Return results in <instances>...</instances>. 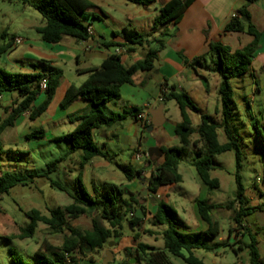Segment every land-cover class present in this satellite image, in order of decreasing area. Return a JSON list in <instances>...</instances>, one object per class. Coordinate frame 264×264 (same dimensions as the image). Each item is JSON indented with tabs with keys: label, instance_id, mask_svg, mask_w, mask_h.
I'll return each mask as SVG.
<instances>
[{
	"label": "trees",
	"instance_id": "trees-1",
	"mask_svg": "<svg viewBox=\"0 0 264 264\" xmlns=\"http://www.w3.org/2000/svg\"><path fill=\"white\" fill-rule=\"evenodd\" d=\"M24 4H29L42 17L44 26L37 28L36 32L41 40L47 44H58L64 38H71L77 42L87 41L90 37L87 34L88 26L85 25L84 18L89 17L86 13L93 5L87 0H38L30 4L27 0H20ZM129 4L148 7L156 0H125ZM194 0H170L162 5L157 16L153 20L152 28L147 33H139L134 29L124 28L121 30L123 43H109V47L143 46L149 44L150 40L161 29L173 23L177 24L187 8ZM256 0H246L245 4L237 9L223 28V34L241 33L246 34L252 40L244 47L231 50L229 46L220 41L210 42L205 55L188 60L182 55L180 58L183 64L195 74L200 71L212 72L219 78L217 87L219 96V108L215 109V114L220 116L219 121L214 117L201 113L189 95L184 91H179L175 87L161 85L160 100L175 101L180 114V122L175 125L173 133L178 140V146L160 147V158H148V162H156L155 172L151 173V181L158 179L159 185L148 191L155 194L160 186L176 185L182 182V177L178 172L179 163L184 155L185 149L191 148L198 158L193 159L191 165L196 171L200 182L210 190L219 188V181L210 176L214 170L213 159L226 152H233L235 158L234 180L236 184L235 199L226 206L209 204L205 200L196 199L195 205L197 216L201 222L206 224L205 232H199L195 236L202 240L187 239L185 234L179 231L182 225L177 221L176 211L164 202H158L156 211L152 216L151 224L154 227H163L161 238L163 249H153L142 243L137 244L136 253L144 258V264H170V256L181 259L185 264H204L196 258L193 250H204L213 252L219 249L237 250L245 249L248 252V264H264L258 251V242L249 233V242L238 241L234 244L219 242L209 245L219 232V224L212 217L214 210L225 208L233 210L234 205H239L238 210H234L233 223L236 227L242 226V221L258 207H246L244 198L245 189L242 185L240 172L242 169L243 154L235 133L230 128V119L233 115L235 104L232 99L231 80L242 78L247 72L258 50L261 33L254 26L249 6ZM94 18V16H92ZM13 43V40H12ZM13 45V44H12ZM158 49H148L141 61L125 67L121 56L109 55L99 67L85 71H77L79 74H87V80L78 87L70 86L65 91L60 102L62 109L67 108L76 100L86 101L89 105L88 112L70 117L72 122H76V127L69 133L55 138L53 142H64L68 151L58 159L46 164V171L39 172L35 169L24 172H6L0 175V196L7 193L17 185L27 186L35 179H48L49 175L58 170L59 165L71 155L80 152L83 164L91 162L94 158L109 160L108 152L103 151L94 143V133L102 127H111L122 122L129 117L137 116L142 112V108H132L122 114H107L106 105L116 103L120 100V87L125 84H133V77L138 72H148L153 69L154 61L157 58ZM63 77L59 69H48L43 74L10 73L0 69V98L6 92L16 93L20 102L13 105L7 118L0 123V135L6 128L13 127L16 119L23 113L29 112V119L33 121L46 110L56 89ZM46 81L44 102L37 108L31 110L37 96L41 94L40 83ZM189 112L199 114L200 122L196 128L192 127ZM150 126V125H149ZM222 131L224 143L219 142L218 132ZM260 144L264 150V137L260 132ZM197 139L193 140L192 137ZM45 133L42 129L32 130L25 136V139H42ZM5 151L0 149V158ZM127 182L135 180L143 173L140 169L122 167ZM50 186L64 192V188L57 182L50 181ZM77 190L80 195L74 198L72 203L64 207L49 209V216H42L39 211L33 209L28 213L29 223L20 230L17 236L19 239L32 238L35 234L38 223L45 225L51 234H62L67 230L72 239H65L58 254L51 257L47 253L36 252L39 264H79L81 258L76 255L85 256L93 251L101 250L111 240L118 242L121 237L122 224L128 217V225L133 230L142 225L144 212L139 202L133 194H126V191L115 185H104L97 191V195L90 196L77 180ZM96 211L101 220L108 224V228L99 226L93 222L92 230L80 233L69 227V221L76 220L87 211ZM0 214H3L0 208ZM232 229L228 231L230 234ZM248 232V231H247ZM153 235L152 231H146ZM139 236H134V242ZM11 254H15L11 251ZM15 262V261H14ZM124 260L122 264H127ZM16 263V262H15ZM92 262H89L91 264Z\"/></svg>",
	"mask_w": 264,
	"mask_h": 264
},
{
	"label": "rangeland",
	"instance_id": "rangeland-1",
	"mask_svg": "<svg viewBox=\"0 0 264 264\" xmlns=\"http://www.w3.org/2000/svg\"><path fill=\"white\" fill-rule=\"evenodd\" d=\"M27 1L33 4L38 0ZM131 7L138 6L131 5ZM42 22L43 19L40 14L29 4H24L20 0H0V69L10 73H24L19 71V68H15V65H17L16 61L26 58L22 55V45L14 46L12 45V40L14 38L24 40L37 36L33 27L39 26ZM137 26V30L140 33H147L149 30L146 20L141 21ZM81 47L78 46V48ZM114 49L115 47H109L107 50L113 52ZM141 54L142 51L138 48L136 57L141 58ZM81 61L79 65H75L74 61H71L62 67L63 81L76 82L73 80L78 79L80 76L74 72V69L83 66H96L98 64L97 60L87 62L83 55H81ZM249 71H253L254 79ZM156 76L157 74H152V78L150 81L147 80L145 87L141 86L140 88L137 85L126 86L127 92H124V102H119L117 105L120 107L124 105V108H127V102H135L134 106L139 107L147 104L150 108L149 110H158L162 107L165 122L160 127L147 131L136 125L133 119L129 117L110 129H104L105 133H116L118 137H109V139L94 137L95 145L109 153V160L94 158L91 162L83 164L82 154L77 152L62 162L58 170L49 175L48 179H35L27 186L17 185L0 196V208L3 211V214H0V264H39V259L35 255L36 252L47 253L51 257L60 252L65 239L73 238L67 230L62 234H51L42 223L37 224L32 238L21 240L17 236L20 234V230L28 225L29 219L27 216L31 210L35 209L42 216L48 217L49 209L71 204L73 199L80 195L77 190V180L92 197L96 196L97 191L104 185H115L125 190L127 195L132 192L145 215L142 225L135 227L133 230L128 225V217H126L122 224L119 241L114 242V240H111L103 249L93 251L85 256L76 255L75 257L81 258L79 264H89V262H92L91 264H103L107 253H110L111 258L106 264H122L124 260L128 261L127 264H144L143 256L136 253L137 243H142L153 249H163L161 232L164 228L152 226V218L147 217L153 207H151V201L146 196L147 188L145 189L144 185V174L140 176L139 183L142 184L141 186L136 184V182L129 186L122 172V167L135 169L134 167L137 164L134 163L131 157L134 148H140L142 157L139 160H141L142 158L147 159L145 155L150 148L179 145L173 133L175 125L180 122L179 109L173 100L158 101L155 95L156 88L151 81L155 80ZM209 77L213 87L218 79L217 75ZM139 81L136 78V82ZM230 84L232 99L235 104L233 115L230 119V128L239 140L243 154L240 176L245 189L244 198L247 202L245 206H259L261 211L255 210L251 212L242 221V226L236 227L233 223V217L234 210H238L239 207L237 203L234 205L233 210H215L212 216L219 224L220 232L210 242L219 243L224 240L249 242L248 234L250 233L258 242L259 255L264 263V150L261 147L258 133L260 132L264 137V75H262L260 61L257 59L252 60V65L249 67L248 72L242 78L231 80ZM57 91L59 90L55 91L56 96L59 93ZM191 96L195 105L203 113L210 116L215 115L214 106L217 102L213 94L209 96L208 100L202 99L199 93H193ZM2 97V101H0V123L7 118L10 109L14 107L3 108L8 104L10 97H15V93L6 92ZM40 105V102L37 101L36 107ZM54 109L55 107L52 106L48 111L47 117ZM119 112L118 114L123 113L121 110ZM45 117H41L42 120ZM214 118L219 121V117L214 116ZM191 120L192 127L195 128L200 122L199 114L192 113ZM28 126H31V122L26 120L25 124L18 125L15 128H7L0 135V149L5 151L0 158V163L6 165L0 169L2 174L12 172L11 170L16 172H24L30 169H35L39 172L46 171L47 163L63 156L68 150L64 142H50L45 139H24L23 132ZM44 127H46V124H44ZM32 130H35L34 127H32ZM218 135L219 142L223 143L225 140L222 131H219ZM192 139L195 140L197 137L193 136ZM104 143L105 145H103ZM195 158L198 157L192 152L191 148L185 149L179 163V173L182 176V182L170 188L171 190L168 192L170 194L169 198L163 199L164 195L161 194L167 189V187L163 186L159 187L161 194L156 195L155 193V196H158L156 198L157 201L163 199L176 211L177 221L183 220L187 223L188 229L179 228V231L185 234L187 239L202 240L203 238L195 236L200 231H195L194 227L200 222H198L196 206L193 200H205L209 204L223 205L222 207L233 201L236 193L234 180L235 158L232 151L214 157V170L210 172V176L216 178L220 184L219 188L214 190L208 189L200 182L195 169L191 165ZM3 159H5V162H2ZM156 164V162H153L152 166L148 165L140 170L143 173L147 171L151 179V173L155 172ZM50 181L59 183L64 188V192L52 188ZM182 209L186 210V216L182 213ZM93 222L103 228H108V224L101 220L99 214L93 210L87 211L76 220L69 221V227L84 233L92 230ZM230 229L232 231L228 234ZM146 231H152L154 234L149 235ZM136 235L139 237L137 242H134L133 239ZM110 244L111 246H109ZM11 251L15 254H11ZM222 251L223 249H220L215 251V253L199 250L196 252V256L204 260L206 264H248L247 250H237V254L232 252L231 249H227L226 252ZM170 260L172 264H184L178 258L171 256Z\"/></svg>",
	"mask_w": 264,
	"mask_h": 264
},
{
	"label": "crops",
	"instance_id": "crops-1",
	"mask_svg": "<svg viewBox=\"0 0 264 264\" xmlns=\"http://www.w3.org/2000/svg\"><path fill=\"white\" fill-rule=\"evenodd\" d=\"M87 1H89L93 5V8L87 10L86 13L89 15V17L84 18V22H83L85 25L88 26V28L92 30L93 33V35L87 41L77 42L71 38L69 39L64 38L58 44H47L41 40L40 35L36 32L37 28L44 26V22H42V24H40L39 26L33 27L37 36L26 38L22 40V42L19 44L22 45L23 48L22 55L23 57L26 58H23V60L16 61V64L18 66L15 65V68L16 69L19 68V71L28 74L29 73L43 74L46 73L48 69H59L62 71V67L64 65L66 66L71 61H74L75 65H79V63L82 62L81 55L85 56L87 62L96 61V60L98 61V64L96 66H83L74 69V72L78 74V76H80L78 77V79L73 80L76 82L63 81L64 79V74H63L62 80L57 88L59 90L57 91L59 92L58 95L56 96L54 93L46 110L39 117L31 121L29 119V115H30V111H29L21 114L16 119L13 127L10 128H15L18 125H23L26 123V120H29L31 122V126L30 127L28 126L27 129H24L23 137H25L27 134H29L32 131V127H34V129H42L45 133V137L42 139L48 140L50 142H53L55 138L61 137L71 132L76 127L77 123L72 122L70 120V117L82 115L88 112L89 110L88 103L83 100H76L65 109H62L60 106H58L67 88H69L70 86H75V87L80 86L87 80L88 78L87 74H79L77 71H85L88 69L97 68L109 55L115 54V50L117 47H115L113 52H110L105 48V45L109 43H123V37L120 33L122 29L124 28L134 29L138 32L137 24L143 20H146L148 25L147 27L149 29L148 32H149L152 28L153 20L158 14L159 8L162 5L169 2L170 0H156L152 5L148 7H142V6L131 7V5L132 6H137V5L129 4L125 0H87ZM245 2L246 0H194L193 3L184 12L181 20L177 24L171 23L166 27H164L163 29H161L150 40L149 44H145L143 46H134V47L125 46L124 48L127 49V52L125 54L120 55L122 63L125 67H129L134 63L144 59L148 49H158L157 58L154 61L152 70L148 72L136 73L135 76L133 77V84L131 85L125 84L120 87L121 98L116 103H109L106 105V110L108 111L107 114H111V113L118 114L120 113L119 112L120 110L124 112L135 107L142 108L143 110L141 113H149L150 111H153V110H149L150 108L147 104H143V106L139 107V106H134L135 102H127L128 103L127 108H124L125 107L124 105H122V107L117 105V103L119 102H124L123 101L125 98L124 92L127 90L125 89L126 86L137 85L140 86V88L141 86L145 87L147 80L150 81V79L152 78L151 77L152 74H157L155 80H151V81L153 83V86L156 88L155 95L158 101L160 100L161 85H166L167 87L173 86L179 91L186 92L190 98L192 97L191 94L199 93L201 94L202 99L208 100L209 96L213 94L217 102L214 106V114H215V109L219 108V96L217 91L219 78L217 77L218 79L212 87L211 79L209 76L213 77L216 75H214L212 72L210 73L200 70L197 72V74H195L193 71H191L183 64L180 55H182L188 60H192L195 57L205 55L208 51V44L210 42H216V41H220L224 45L229 46L232 51L247 45L252 40V38L246 34L222 33L223 28L228 22V20L232 17V15L235 13L237 9H239L245 4ZM249 13L251 15V19L254 26L261 33L258 50L254 56L253 61L255 59L260 61L262 75H264V0H256L253 4H251L249 6ZM92 16H94V18H92ZM14 46H18V45H14ZM78 46L80 47L82 46V47L78 48ZM138 48H140V50L142 51L141 58L136 57V52ZM250 74L254 79L253 71L250 72ZM136 78L139 79L140 81L136 82ZM2 98L3 97L0 98V101H2ZM44 100H45L44 94L37 96L31 110L37 108L36 107L37 101L40 102V104H42ZM19 102H20V98L15 93V97H10L8 100V104L5 105L3 108L6 109ZM52 106L55 107V109L47 117L48 111L52 108ZM200 111L201 113H203L201 109ZM191 114L192 113L189 112L190 119H191ZM43 116L46 117L45 119L42 120L41 117ZM214 116L215 117L217 116L220 119V116L218 114H215ZM131 118L133 119L134 123L138 125L140 128L147 131H151L148 129L149 125H151V119L149 114L147 121H138L136 119V116L135 118L134 117ZM44 124H46V127H44ZM198 125H196V127ZM113 126L102 127L98 129L94 133V137H104L106 139H109V137L110 138L118 137L116 133L109 134V133H105L104 131V129L107 130L112 128ZM103 145H105V143ZM160 147L161 146H158V148ZM141 154L142 153L140 152L139 147L134 148L132 150L131 157L134 160V163L137 164L134 168L142 169L143 167H147L148 165L152 166L153 162H148V159H144V158H142L141 160L136 159V157ZM2 162H5V159H3ZM4 166H6L4 163L3 164L0 163V169ZM7 166L12 167L10 165ZM11 171L14 172L15 170H11ZM178 172H179V166H178ZM1 174L2 173L0 172V175ZM142 174H144V178H145V183H144L145 189L147 188L146 196L151 201L150 204L151 207H153V210L149 212L147 217L152 218V216L156 211L157 203L164 202L163 199L169 198L170 194H168V192L169 190H171L170 188L173 185L163 186V187H167V189L162 194L158 188L156 191V195L157 194L164 195V198L162 200L157 201L156 198H158V196H155V194H151L148 191L150 174H148L147 171H145ZM139 180L140 177H137L135 180L128 182L127 185L132 186L131 184H134V182H136V184L141 186L142 184L139 183ZM131 193L132 192H129V194ZM133 196L136 199V196L134 194ZM195 200L196 199H194L193 201ZM220 209H225V208H220ZM182 213L185 216L187 215L185 209H182ZM144 216H143V220H144ZM198 222H200L199 223L200 225L196 224V226L194 227L195 231H200L201 233L205 232L207 229L206 224L201 222L199 218H198ZM179 223L182 225L183 229L185 230L188 229L189 226L185 221L179 220ZM225 241L226 240L222 242ZM226 242L230 244H234L237 241L227 240ZM213 243L214 242H209V245ZM227 249H223L222 252H226ZM197 251L199 250H193L192 254L196 258L201 260V258L196 256ZM201 261L204 264H206L204 260ZM170 264H172L171 260H170Z\"/></svg>",
	"mask_w": 264,
	"mask_h": 264
},
{
	"label": "water",
	"instance_id": "water-1",
	"mask_svg": "<svg viewBox=\"0 0 264 264\" xmlns=\"http://www.w3.org/2000/svg\"><path fill=\"white\" fill-rule=\"evenodd\" d=\"M162 110H163V108L160 107L158 110H153V111H150L148 113L150 116V119H151V125L148 127L149 130H152L155 127H160L164 123V116H163ZM147 156H148V158H153V157L160 158L161 157V151L157 147L150 148L147 152ZM158 185H159V180L155 179L152 182L150 189H152ZM109 246H111V244ZM110 258H111L110 253H107L106 258L103 261V264H106L110 260Z\"/></svg>",
	"mask_w": 264,
	"mask_h": 264
},
{
	"label": "built area",
	"instance_id": "built-area-1",
	"mask_svg": "<svg viewBox=\"0 0 264 264\" xmlns=\"http://www.w3.org/2000/svg\"><path fill=\"white\" fill-rule=\"evenodd\" d=\"M87 34H88L89 37H91L93 35L92 30L90 28H87ZM21 42H22V39H20V38H14L13 39V45H19ZM126 52H127V49L126 48H124V47H117L116 50H115V55H119L120 56L122 54H125ZM39 87H40L41 93H43L46 90V81L45 80L41 81ZM136 119L138 121H147V119H148V113L138 114L136 116ZM145 157L148 159L147 154L145 155ZM140 158H141V155H138L136 157L137 160H139Z\"/></svg>",
	"mask_w": 264,
	"mask_h": 264
},
{
	"label": "flooded vegetation",
	"instance_id": "flooded-vegetation-1",
	"mask_svg": "<svg viewBox=\"0 0 264 264\" xmlns=\"http://www.w3.org/2000/svg\"><path fill=\"white\" fill-rule=\"evenodd\" d=\"M153 181H154V180H153ZM153 181H151V184H152ZM151 184H150V186H151ZM150 186H149V187H150Z\"/></svg>",
	"mask_w": 264,
	"mask_h": 264
}]
</instances>
